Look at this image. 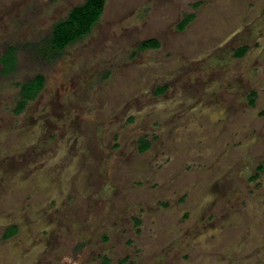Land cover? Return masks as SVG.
<instances>
[{"label":"rangeland","instance_id":"374dc122","mask_svg":"<svg viewBox=\"0 0 264 264\" xmlns=\"http://www.w3.org/2000/svg\"><path fill=\"white\" fill-rule=\"evenodd\" d=\"M83 2L0 0V53L20 49L0 83V264H264V0H106L87 38L32 58Z\"/></svg>","mask_w":264,"mask_h":264},{"label":"trees","instance_id":"16d2710c","mask_svg":"<svg viewBox=\"0 0 264 264\" xmlns=\"http://www.w3.org/2000/svg\"><path fill=\"white\" fill-rule=\"evenodd\" d=\"M106 6V0H84V2L72 8L67 16L56 22L50 33L40 42L30 46V56L37 58L41 62H55L69 47L87 38L100 22ZM193 20V16L186 17L181 25L186 26ZM160 42L156 39L146 40L139 46V50L158 49ZM246 52V48L240 49L236 53V58L242 57ZM20 49L15 45H7L0 53V83L8 80L16 75L19 65ZM24 53V52H23ZM46 77L39 73L30 79L22 82L14 83V87L18 89L13 114H22L29 104L35 101L43 89L45 88ZM253 98L250 104L253 106V100L256 94H252ZM150 146L147 141L140 142V151H146ZM264 167L259 166L257 173L253 179H258ZM16 229L8 232L4 238L8 239L15 235Z\"/></svg>","mask_w":264,"mask_h":264},{"label":"crops","instance_id":"0c3cea01","mask_svg":"<svg viewBox=\"0 0 264 264\" xmlns=\"http://www.w3.org/2000/svg\"><path fill=\"white\" fill-rule=\"evenodd\" d=\"M189 16H193V20L190 22V23H192V22L196 19V17H195L194 14H191V15H189ZM187 17H188V16H187ZM185 18H186V17H185ZM185 18H184V19H185ZM184 19H183V20H184ZM190 23H189V24H190ZM189 24H187V25H189ZM187 25H186V26H187ZM148 40H150V39H148ZM159 48H160V47H159ZM243 48H246V52H247L248 48H247L246 46H243V47H241L240 49H243ZM240 49H239V50H240ZM147 50H150V49H147ZM153 50H156V49H153ZM239 50H237V51L235 52L234 58H236V53H237ZM144 51H146V50H144ZM246 52H245V54H246ZM245 54H244L242 57L237 58V59H241V58H243V57L245 56ZM158 90H159L160 93H162V92H165V91L167 90V88L163 86V87L159 88ZM141 141H147V142L150 143V141L147 140V138H143V139H141V140L139 141V143H140ZM150 146H151V143H150ZM150 146H149V148H148L146 151H140V145H139L138 150H139L140 153H145V152H147V151L150 149ZM12 229H16V232H17V228H16V227H13ZM12 229H11V230H12ZM11 230H10V231H11ZM10 231H9V232H10ZM15 234H16V233H15ZM13 236H14V235H13ZM10 238H11V237H10Z\"/></svg>","mask_w":264,"mask_h":264}]
</instances>
